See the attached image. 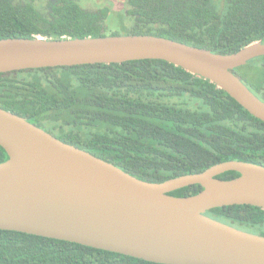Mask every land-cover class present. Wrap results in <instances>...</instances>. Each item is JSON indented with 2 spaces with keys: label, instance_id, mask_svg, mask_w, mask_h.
I'll use <instances>...</instances> for the list:
<instances>
[{
  "label": "trees",
  "instance_id": "16d2710c",
  "mask_svg": "<svg viewBox=\"0 0 264 264\" xmlns=\"http://www.w3.org/2000/svg\"><path fill=\"white\" fill-rule=\"evenodd\" d=\"M123 6L120 33L110 27L106 0H0V39L152 34L222 54L264 42V0H124ZM233 71L264 100V56ZM0 107L144 181L198 173L226 160L264 166V121L209 79L162 59L0 73ZM7 158L0 146V162ZM202 189L193 184L170 194ZM206 214L264 235L262 207L236 204ZM0 264L164 263L0 229Z\"/></svg>",
  "mask_w": 264,
  "mask_h": 264
},
{
  "label": "water",
  "instance_id": "95a60500",
  "mask_svg": "<svg viewBox=\"0 0 264 264\" xmlns=\"http://www.w3.org/2000/svg\"><path fill=\"white\" fill-rule=\"evenodd\" d=\"M264 56V42L216 53L152 34L0 39V73L162 59L209 79L264 121V100L233 71ZM0 229L56 238L164 264H264V235L206 214L264 209V166L226 160L162 182L139 179L0 107ZM234 170L240 174L222 179ZM200 184L196 194H170Z\"/></svg>",
  "mask_w": 264,
  "mask_h": 264
},
{
  "label": "rangeland",
  "instance_id": "374dc122",
  "mask_svg": "<svg viewBox=\"0 0 264 264\" xmlns=\"http://www.w3.org/2000/svg\"><path fill=\"white\" fill-rule=\"evenodd\" d=\"M82 3L84 0H81ZM110 8L109 24L110 27L119 31L120 33H125V28H123V21L126 18L124 12V0H106ZM122 25V26H121Z\"/></svg>",
  "mask_w": 264,
  "mask_h": 264
}]
</instances>
